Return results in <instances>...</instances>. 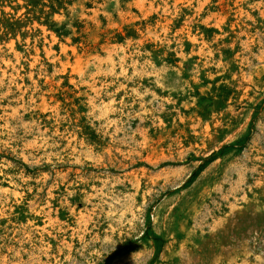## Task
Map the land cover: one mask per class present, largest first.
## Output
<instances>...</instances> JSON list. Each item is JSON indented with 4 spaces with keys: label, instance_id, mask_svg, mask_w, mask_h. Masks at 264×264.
I'll use <instances>...</instances> for the list:
<instances>
[{
    "label": "rangeland",
    "instance_id": "rangeland-1",
    "mask_svg": "<svg viewBox=\"0 0 264 264\" xmlns=\"http://www.w3.org/2000/svg\"><path fill=\"white\" fill-rule=\"evenodd\" d=\"M0 187V264H264V0H0Z\"/></svg>",
    "mask_w": 264,
    "mask_h": 264
},
{
    "label": "bare ground",
    "instance_id": "bare-ground-1",
    "mask_svg": "<svg viewBox=\"0 0 264 264\" xmlns=\"http://www.w3.org/2000/svg\"><path fill=\"white\" fill-rule=\"evenodd\" d=\"M1 188V187H0ZM2 190H3V188H1ZM15 194H16V191H15ZM1 208V207H0ZM72 211H74V210H72ZM4 212V211H3Z\"/></svg>",
    "mask_w": 264,
    "mask_h": 264
}]
</instances>
